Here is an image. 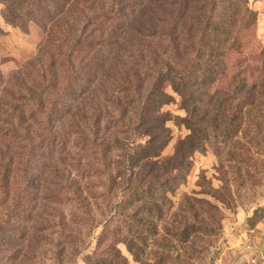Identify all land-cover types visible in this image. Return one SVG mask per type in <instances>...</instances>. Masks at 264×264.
<instances>
[{
	"label": "trees",
	"instance_id": "1",
	"mask_svg": "<svg viewBox=\"0 0 264 264\" xmlns=\"http://www.w3.org/2000/svg\"><path fill=\"white\" fill-rule=\"evenodd\" d=\"M24 1L3 0L12 21ZM43 2L50 23L38 55L8 83L0 79L1 257L17 253L19 219L37 228L55 186L49 223L67 239L53 252L56 264L71 263L98 228L85 264H129L119 244L144 264V246L159 235L169 194L194 155L213 139L235 137L255 108L264 118L257 14L248 0ZM250 70L259 72L255 86ZM169 89L187 113L176 121L190 134L164 157L174 120L166 106L176 101ZM60 199L67 214L57 209ZM114 221L126 231L112 230ZM185 232L176 235L188 239ZM22 257L18 250L14 260Z\"/></svg>",
	"mask_w": 264,
	"mask_h": 264
},
{
	"label": "rangeland",
	"instance_id": "2",
	"mask_svg": "<svg viewBox=\"0 0 264 264\" xmlns=\"http://www.w3.org/2000/svg\"><path fill=\"white\" fill-rule=\"evenodd\" d=\"M43 1L46 0H25L18 19L12 21L6 5L0 0V79L6 83L26 63L35 59L45 40L42 27L50 22L43 10L47 8ZM248 1L257 14V36L264 48V0ZM256 60H251L254 67L260 65ZM247 75L249 86L260 82L258 70H250ZM168 91L176 101L166 106L174 120L168 123L172 139L163 152L164 157L173 156L177 142L190 134L185 125L176 121L177 117L187 115L179 104V96L171 89ZM258 109L255 108L251 115L246 114L235 137L213 139L204 151L194 155L186 179H180L182 184L174 195L169 194L172 205H167L164 219L157 222L159 235H151L144 246V264H253L245 247L250 238H255L264 229V118ZM53 188L55 186H51L46 193L48 196L44 197L45 208L42 217L36 219L37 228H33L35 223L32 221L19 219L14 233L17 243L11 246L17 253L8 260L2 258L0 252V264H56L53 252L59 244H67V239L58 233L56 225L49 223L52 214L47 204L54 203ZM185 196L190 198V209ZM58 202L57 209L67 214L70 206L65 205L64 200ZM114 222L112 230L126 231L121 221ZM165 228L175 230L176 234L189 231V238ZM3 230L0 221V238ZM101 231L102 228H98L85 236L84 245L79 247L84 250L66 264H85V257L96 251ZM83 232H86L85 226ZM36 234L46 236L47 240L40 237L36 240ZM118 248L129 264H140L124 244H119ZM18 250L23 257L15 261Z\"/></svg>",
	"mask_w": 264,
	"mask_h": 264
},
{
	"label": "built area",
	"instance_id": "3",
	"mask_svg": "<svg viewBox=\"0 0 264 264\" xmlns=\"http://www.w3.org/2000/svg\"><path fill=\"white\" fill-rule=\"evenodd\" d=\"M253 233H256L253 231ZM249 259L253 264H264V229L255 238H250L245 247Z\"/></svg>",
	"mask_w": 264,
	"mask_h": 264
}]
</instances>
